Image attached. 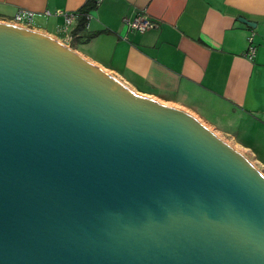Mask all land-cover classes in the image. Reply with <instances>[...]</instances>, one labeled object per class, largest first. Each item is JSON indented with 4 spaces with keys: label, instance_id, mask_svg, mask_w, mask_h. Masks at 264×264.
<instances>
[{
    "label": "water",
    "instance_id": "water-1",
    "mask_svg": "<svg viewBox=\"0 0 264 264\" xmlns=\"http://www.w3.org/2000/svg\"><path fill=\"white\" fill-rule=\"evenodd\" d=\"M0 264H264V174L192 113L0 22Z\"/></svg>",
    "mask_w": 264,
    "mask_h": 264
},
{
    "label": "crops",
    "instance_id": "crops-1",
    "mask_svg": "<svg viewBox=\"0 0 264 264\" xmlns=\"http://www.w3.org/2000/svg\"><path fill=\"white\" fill-rule=\"evenodd\" d=\"M88 2L0 0V22L33 12L22 27L71 46L137 93L192 113L264 166V0H100L84 24ZM140 13L155 23L144 33L128 26Z\"/></svg>",
    "mask_w": 264,
    "mask_h": 264
},
{
    "label": "built area",
    "instance_id": "built-area-1",
    "mask_svg": "<svg viewBox=\"0 0 264 264\" xmlns=\"http://www.w3.org/2000/svg\"><path fill=\"white\" fill-rule=\"evenodd\" d=\"M97 1L99 2L100 0ZM33 16H34L33 12L22 9L16 15L13 24L21 26L24 20L30 21L33 18ZM72 20H73L72 16L66 17V21L68 25L71 24ZM128 26L131 30L144 33L152 29L155 26V23L147 15L140 13L133 21L128 23ZM250 43L251 44L249 46L247 57L253 59L256 56V48L254 47L252 40H250Z\"/></svg>",
    "mask_w": 264,
    "mask_h": 264
},
{
    "label": "rangeland",
    "instance_id": "rangeland-1",
    "mask_svg": "<svg viewBox=\"0 0 264 264\" xmlns=\"http://www.w3.org/2000/svg\"><path fill=\"white\" fill-rule=\"evenodd\" d=\"M22 27V26H21ZM228 144H230L233 148H235L238 152H240L241 154H243L246 158H248V160H250V162L255 165L263 174H264V166L262 164H260L259 162H257L255 160V158L253 157V155L248 152L247 150L241 148L240 146L236 145L230 138H224L222 137ZM256 152H257V148H255ZM260 159H264V155L263 152H259L258 153Z\"/></svg>",
    "mask_w": 264,
    "mask_h": 264
},
{
    "label": "trees",
    "instance_id": "trees-1",
    "mask_svg": "<svg viewBox=\"0 0 264 264\" xmlns=\"http://www.w3.org/2000/svg\"><path fill=\"white\" fill-rule=\"evenodd\" d=\"M97 0H89V2L87 3V5L81 10L82 11V16H83V23L85 24V22H87V16L88 14L94 10L97 7ZM85 21V22H84ZM81 31V30H80ZM76 37H80L82 36L81 34H76Z\"/></svg>",
    "mask_w": 264,
    "mask_h": 264
}]
</instances>
